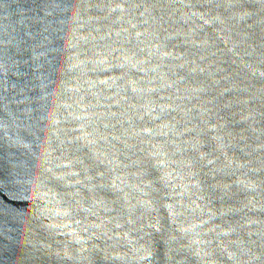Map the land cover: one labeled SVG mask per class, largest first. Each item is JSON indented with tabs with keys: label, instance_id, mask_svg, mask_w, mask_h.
I'll use <instances>...</instances> for the list:
<instances>
[{
	"label": "water",
	"instance_id": "95a60500",
	"mask_svg": "<svg viewBox=\"0 0 264 264\" xmlns=\"http://www.w3.org/2000/svg\"><path fill=\"white\" fill-rule=\"evenodd\" d=\"M0 264H264V0H0Z\"/></svg>",
	"mask_w": 264,
	"mask_h": 264
}]
</instances>
